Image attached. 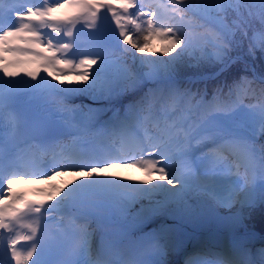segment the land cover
Returning <instances> with one entry per match:
<instances>
[{"label": "snow or ice", "instance_id": "6c2138e0", "mask_svg": "<svg viewBox=\"0 0 264 264\" xmlns=\"http://www.w3.org/2000/svg\"><path fill=\"white\" fill-rule=\"evenodd\" d=\"M245 41L248 56L264 53V0H0V264H165L163 235L149 234L151 251L125 252L107 231L97 245L91 223L127 227L156 194L164 200L149 212L170 202L187 217L194 199L264 201V77L220 83L210 99L180 79L209 65L227 72ZM130 93L122 114L74 103ZM17 181L46 186L32 198ZM185 264H264V248L236 244Z\"/></svg>", "mask_w": 264, "mask_h": 264}, {"label": "bare ground", "instance_id": "6f19581e", "mask_svg": "<svg viewBox=\"0 0 264 264\" xmlns=\"http://www.w3.org/2000/svg\"><path fill=\"white\" fill-rule=\"evenodd\" d=\"M155 46H159L158 43ZM139 55V54H138ZM246 61V60H245ZM131 63V62H129ZM2 75V73H0ZM49 79H51L49 77ZM71 79V77H69ZM133 94H126L121 96L114 104H108L105 102L94 103L88 97H76L74 103L77 105L87 107L113 110L119 109L121 114L125 108L124 103L131 98ZM24 99H30L25 97ZM126 100V101H125ZM125 101V102H124ZM112 112L108 111L103 118L111 116ZM113 172L118 173L121 176H130L134 180H141L144 178V174L139 169H112ZM56 182H60V178H57ZM44 183H35L29 181L24 183L17 181L13 183V187L18 191H22L32 195V190L45 187ZM32 198H36L32 195ZM163 201L162 194H156L153 201L150 203L148 200H144L141 203H137L133 206V215L138 216L137 221L131 223L127 227H122L121 223L111 222L107 219H102L101 223H91L90 230H95V242L99 245L100 236L105 231L109 233V241L119 242V250L127 251L130 248H139L140 250H153L156 241L149 237L150 233H161L168 231L170 233L171 243L173 244L172 251L167 257H164L165 264H180L181 259L183 261L188 260L192 255L205 254L204 251L211 249V246L204 244L207 249L198 248L193 252L186 251L191 239V235L196 232L208 231L210 235L218 236L220 233L227 234L228 237L236 244H247V238L237 231V212L234 210H227L220 206L212 204L206 197L201 199H194L190 201L192 208L196 211L197 215L195 220L190 217L184 216L177 211V207L173 203H165L164 206L158 212H149L148 209L155 205V201ZM100 214L106 217V212L103 208L100 209ZM131 219V218H129ZM215 221L213 223L212 221ZM205 241V240H204ZM194 249V248H193ZM249 250V248H247ZM251 249V248H250ZM251 252H255L252 250ZM222 253V252H219ZM184 261V264H185Z\"/></svg>", "mask_w": 264, "mask_h": 264}, {"label": "trees", "instance_id": "16d2710c", "mask_svg": "<svg viewBox=\"0 0 264 264\" xmlns=\"http://www.w3.org/2000/svg\"><path fill=\"white\" fill-rule=\"evenodd\" d=\"M259 28V23H254V26L250 30L249 34L251 35L252 31H258ZM246 48L247 41H245L244 48L241 50V55L244 60L242 59L240 63L233 65L232 68H230L227 72L218 75L216 73L207 79H195V87L201 90H206L207 96L211 97L215 88L220 83H232L234 80H238L240 76L245 75L251 78L253 76V67L256 69L259 76L264 77V53H261L258 50L256 52L255 58H253L246 54ZM215 70H217L216 67L209 65L197 71H184L181 73L180 78H184L190 75H203ZM239 207L248 217L246 220L247 226L245 229L254 230L258 233L264 234V201H261L257 196L256 201L252 206L241 205L239 203ZM245 229L241 227L240 230Z\"/></svg>", "mask_w": 264, "mask_h": 264}, {"label": "rangeland", "instance_id": "374dc122", "mask_svg": "<svg viewBox=\"0 0 264 264\" xmlns=\"http://www.w3.org/2000/svg\"><path fill=\"white\" fill-rule=\"evenodd\" d=\"M101 12H102V16H103V14H105V10H101ZM101 23H102V27L104 28L105 31L111 32L112 30H115L116 29L115 23L112 20L110 13L107 14V19H102ZM152 43H153V45H155L156 43L159 44L158 41H153ZM190 79L194 80L195 78L194 77L184 78V80L186 82L188 80H190ZM254 87H257L258 88L259 85L256 84V85H254ZM245 103H248V101L246 100ZM127 104H129V102ZM260 143H264V139H262L260 141ZM242 171H243V169H242ZM258 183H259V181H257V184ZM238 199H243V194H241V196ZM234 205L231 208H224V207H221V208H224V209H227V210H234V211H236L237 212V218H238V221H237V227L238 228L237 229L240 230L241 227L245 229L246 226H247L246 220H247L248 217L244 213V211L239 207V202H237ZM190 218L193 219V220H195V216L194 217H190ZM212 222L215 223L214 220ZM248 231L249 230H240V234L245 235L246 233H248ZM159 234H161V235L164 236V239L161 240L160 243H168L170 245L169 248H168V250H167V255L165 256V257H167L170 254V252L172 251V248H173V244L171 243L172 240L170 238V233L166 230V231H163V232H161ZM253 253H255V252H253Z\"/></svg>", "mask_w": 264, "mask_h": 264}, {"label": "water", "instance_id": "95a60500", "mask_svg": "<svg viewBox=\"0 0 264 264\" xmlns=\"http://www.w3.org/2000/svg\"><path fill=\"white\" fill-rule=\"evenodd\" d=\"M244 60V59H243ZM247 61V60H246ZM218 72V69L217 70H215V71H213V72H209V73H206V74H203V75H199V76H196V77H201V78H208V77H211L212 75H214V74H216ZM253 75H255V77H257V78H260V76L258 75V73L256 72V70H255V68L253 67ZM186 78H188V77H186ZM254 231V230H253ZM201 232H196V233H194V234H192L191 235V238H194V237H196V236H198L199 234H200ZM199 243H201V242H199ZM201 245H202V243H201Z\"/></svg>", "mask_w": 264, "mask_h": 264}]
</instances>
